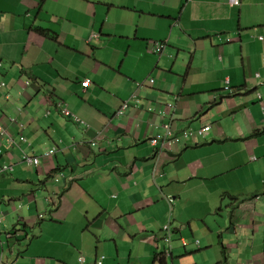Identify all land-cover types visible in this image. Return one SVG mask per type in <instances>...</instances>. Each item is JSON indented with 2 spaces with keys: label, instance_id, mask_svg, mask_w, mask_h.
I'll return each instance as SVG.
<instances>
[{
  "label": "crops",
  "instance_id": "0c3cea01",
  "mask_svg": "<svg viewBox=\"0 0 264 264\" xmlns=\"http://www.w3.org/2000/svg\"><path fill=\"white\" fill-rule=\"evenodd\" d=\"M0 81V264H264V0H0Z\"/></svg>",
  "mask_w": 264,
  "mask_h": 264
},
{
  "label": "built area",
  "instance_id": "2783aa9c",
  "mask_svg": "<svg viewBox=\"0 0 264 264\" xmlns=\"http://www.w3.org/2000/svg\"><path fill=\"white\" fill-rule=\"evenodd\" d=\"M232 3H238V0H231ZM98 37V34L96 32H91L87 38L88 41L92 40V39H96ZM259 38H261V36H259ZM221 43L224 42H229L231 40L230 37H225V38H219ZM166 46V42L164 40H157L154 41L151 45V51L155 54H160L163 49ZM150 82L153 81V79L150 77L148 79ZM89 79L85 78L84 80L81 81V85L83 87H86L89 84ZM226 84L224 85V89L225 90H230V86H229V80L226 78L225 79ZM25 84H29V80L25 81ZM5 82L4 81H0V87L5 86ZM144 85V82H137V86L136 87H141ZM5 97H9L8 94L5 95ZM257 97L260 99L261 95L260 93H257ZM130 98L132 100H134L136 103L140 102L141 99L140 97L133 92L130 96ZM129 98V99H130ZM129 105V100H123V102L121 103L120 107L117 110V114H122L125 109L127 108V106ZM57 107L59 108L60 113L68 118L73 119L74 121L78 122L80 121L79 116H77L76 114L72 113L66 106L62 105L61 101L57 102ZM173 107V105L171 103H167V108L165 109H161L158 111L159 115L162 117V119L166 118L165 120H163L162 122H160V126L163 128V132L161 134H158L156 136H153L150 138V144L157 148V152L163 153L169 150H172L174 147L178 146V145H182L184 144V142L186 140H188L189 138L193 137V136H204L207 134V132L210 130V125H204L202 127H199L197 129H183V130H174L172 128L171 125V120H172V115L168 112L169 109ZM11 121H15L16 119L14 118H9ZM20 126H22L21 122H18ZM4 139V145L0 143V155H2L3 151L6 150L9 147L12 146H18L20 149V155H19V161L23 162L29 166H34L37 169H42V161H41V155H36V154H30L28 153L23 147H21L22 143H26L27 144V139L24 136V134L22 133V131H19L17 133L16 139L12 137V135L6 131V129L2 126V124H0V139ZM91 145L95 144V141H90ZM56 150L55 146H52L48 149H45L42 152V156H49L51 154H53ZM13 163H5V162H0V174H5V173H10L13 170ZM56 180V179H55ZM38 216H42V214H38ZM185 224H179L177 227H173L170 223H165L162 226L161 229V240L164 243V248H163V252L161 253V255L163 256H168L171 254L170 252V247H171V242H172V233H174L176 230H181L183 229L185 226ZM2 226V214H0V228ZM13 232L12 231H7L5 232V236L7 238L12 237ZM195 242L197 243L198 240H195ZM182 244L184 245L185 243L182 242ZM104 258V255L99 256L98 258L95 259L94 264H102V260ZM80 261L84 260L83 256H79L78 258Z\"/></svg>",
  "mask_w": 264,
  "mask_h": 264
},
{
  "label": "rangeland",
  "instance_id": "374dc122",
  "mask_svg": "<svg viewBox=\"0 0 264 264\" xmlns=\"http://www.w3.org/2000/svg\"><path fill=\"white\" fill-rule=\"evenodd\" d=\"M8 118H14V117H12V116H9ZM45 149H48V148H45ZM44 151V150H43ZM32 167H34V166H32ZM197 237H199L200 238V236H197ZM161 240V239H160ZM161 245V244H160ZM4 246H6V244H4Z\"/></svg>",
  "mask_w": 264,
  "mask_h": 264
}]
</instances>
